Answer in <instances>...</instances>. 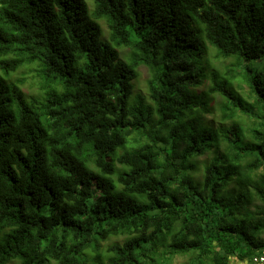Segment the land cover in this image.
<instances>
[{
  "label": "trees",
  "instance_id": "1",
  "mask_svg": "<svg viewBox=\"0 0 264 264\" xmlns=\"http://www.w3.org/2000/svg\"><path fill=\"white\" fill-rule=\"evenodd\" d=\"M93 1L0 0V264H258L264 0Z\"/></svg>",
  "mask_w": 264,
  "mask_h": 264
},
{
  "label": "rangeland",
  "instance_id": "2",
  "mask_svg": "<svg viewBox=\"0 0 264 264\" xmlns=\"http://www.w3.org/2000/svg\"><path fill=\"white\" fill-rule=\"evenodd\" d=\"M88 5H89V9L93 10L94 8V1L93 0H86ZM102 24V28H103V33H104V39L107 40L109 38V28L107 26V24L104 21H101ZM122 51V56L126 57L128 56V49H123ZM230 60H227L225 63V66H221L220 64L217 65V67L221 70V72L226 71V67H228V63ZM38 68L36 67V65L34 66H28V67H23L19 72H17L13 79H19V78H24L25 79V84H23V88L26 92L27 95L32 96V95H39V87L37 84H35L34 82H38L39 78L36 75V70ZM139 78L137 79V81L135 82V94H141L145 97H148L149 95V90H148V80L150 78V71L146 68V67H140L139 68ZM239 77V76H237ZM239 79V78H238ZM208 85V84H207ZM240 85L241 87L238 89L239 92L242 94V96L249 102H252V99L248 98V94H249V88L247 86V84H245L244 82L240 81ZM206 86L201 87L200 90H205ZM247 97V98H246ZM224 100L219 97L216 96L215 97V101L213 102V105L215 106V112L217 113V120L221 119V113H220V105L221 102H223ZM231 109H235L234 107H230ZM237 113H239L240 115L244 116V119L247 123L246 128L249 129V127H254L256 125V121H252L249 120V118H247L246 115L243 114L242 110L240 108H238ZM210 118H212L210 116ZM229 124H231V122L229 121ZM218 125V123H217ZM206 157H202L200 158V160H205ZM188 261V257L187 256H183V255H175L173 257V260L171 262V264H185ZM234 264H240L237 260H234Z\"/></svg>",
  "mask_w": 264,
  "mask_h": 264
},
{
  "label": "built area",
  "instance_id": "3",
  "mask_svg": "<svg viewBox=\"0 0 264 264\" xmlns=\"http://www.w3.org/2000/svg\"><path fill=\"white\" fill-rule=\"evenodd\" d=\"M254 261H255L256 263H258V264H264V252L258 254V255L255 257Z\"/></svg>",
  "mask_w": 264,
  "mask_h": 264
}]
</instances>
